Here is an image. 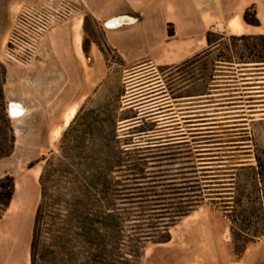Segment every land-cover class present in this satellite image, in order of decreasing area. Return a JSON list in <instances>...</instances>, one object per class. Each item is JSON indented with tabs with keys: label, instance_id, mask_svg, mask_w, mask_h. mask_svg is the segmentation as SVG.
I'll list each match as a JSON object with an SVG mask.
<instances>
[{
	"label": "rangeland",
	"instance_id": "1",
	"mask_svg": "<svg viewBox=\"0 0 264 264\" xmlns=\"http://www.w3.org/2000/svg\"><path fill=\"white\" fill-rule=\"evenodd\" d=\"M21 4L13 10L9 0H0V73L1 65L7 69L23 66L44 33L31 40L20 32L25 31L17 26L23 9L47 14L52 19L50 25L62 12V7L57 12L56 4L46 1L23 0ZM253 12L250 10L249 15L253 16ZM84 30L85 47L92 38L96 39L110 66L91 67V93L80 104L71 126L54 142L51 129L59 123V115L51 110L34 116L35 122L28 125L23 135L15 131V123L9 117L15 147L12 155L0 159V176L11 173L16 190L0 220V264H31V238L41 196L39 178L44 157H62L64 150L75 144H101L111 129H116L121 147L132 142L129 145L136 149L124 156L142 163L147 172L145 179L132 185L135 191L141 194L157 190L163 194L156 196V201L134 206L151 208L156 203L159 209L153 216L158 218H166L175 207L187 208L191 203L197 205L195 208L210 206L230 219L234 248L243 246L247 238L262 236L264 67L243 66L255 65L246 63L251 60L249 56L253 60L264 57V38L227 35L221 45L208 53L199 52L201 55L191 63L160 67L142 62L126 70L103 44L102 31L90 15L85 17ZM218 36L213 33L212 41ZM221 55L231 56L234 62L217 60ZM15 75L22 73L15 71ZM156 86L161 93L155 94ZM5 98L7 110L6 94ZM128 116L136 117L125 122ZM63 117L64 113L62 120ZM91 117H95L93 137L87 133ZM84 156L73 153L71 158ZM125 182L134 184L133 180ZM161 235L155 234L154 240ZM153 243L156 242L147 245Z\"/></svg>",
	"mask_w": 264,
	"mask_h": 264
},
{
	"label": "crops",
	"instance_id": "2",
	"mask_svg": "<svg viewBox=\"0 0 264 264\" xmlns=\"http://www.w3.org/2000/svg\"><path fill=\"white\" fill-rule=\"evenodd\" d=\"M20 1L9 0L10 9H18ZM45 1L56 4L57 12L62 7V12L23 66L9 67L6 73L8 100L19 101L27 110L21 126L12 118L15 131L23 128L24 133L35 122L34 116L50 110L59 115L53 132L63 122L61 115L90 95L91 67L109 68L110 60L96 39L85 47L87 15L102 31L103 44L126 70L142 62L160 67L179 64L201 51H212L227 35H236L228 23L237 15L243 17L246 10H253L261 25L246 23L245 35L264 33V0H39ZM125 14L134 20L116 28L107 26L109 18ZM170 24L173 36L168 32ZM209 32L217 33L218 39L210 43ZM15 71L22 75L16 77ZM230 230L226 215L199 206L170 227L169 241L147 245L141 264H264V234L237 255Z\"/></svg>",
	"mask_w": 264,
	"mask_h": 264
},
{
	"label": "trees",
	"instance_id": "3",
	"mask_svg": "<svg viewBox=\"0 0 264 264\" xmlns=\"http://www.w3.org/2000/svg\"><path fill=\"white\" fill-rule=\"evenodd\" d=\"M249 12L245 11L244 21L261 25L256 13L250 16ZM169 26V35L173 36L172 24ZM212 35L209 32L210 43L213 42ZM247 36L244 34L240 37ZM253 36L264 38V34ZM200 55L196 54L184 63H191ZM248 59L251 60L246 61L247 64L255 65L243 67H264V57L253 60L249 56ZM217 60L234 62L227 55H221ZM1 66L0 159L12 155L15 147L14 129L5 108L7 68ZM135 117L128 116L125 122L133 121ZM94 119L91 117L92 121L87 124V133L91 137L95 134ZM117 143L116 129H111L101 144L92 143L87 147L75 144L64 150L62 157H44L39 178L41 196L31 238V264H141L147 244L169 241L170 227L195 209L197 205L194 203L187 208L175 207L166 219L153 216L157 215L159 209L156 203L151 208L134 206L135 203L156 201L155 197L163 194L157 190L141 194L135 191L132 185H138L140 180L145 179L147 172L142 168V163L124 156L136 149L129 145L132 142L125 147ZM73 153H84L86 156L76 160L71 158ZM126 180H133L134 184ZM15 190V178L11 173L0 176V220L10 207ZM157 233L162 235L154 240ZM254 240L247 238L243 246H235V253L241 255Z\"/></svg>",
	"mask_w": 264,
	"mask_h": 264
},
{
	"label": "bare ground",
	"instance_id": "4",
	"mask_svg": "<svg viewBox=\"0 0 264 264\" xmlns=\"http://www.w3.org/2000/svg\"><path fill=\"white\" fill-rule=\"evenodd\" d=\"M134 20L133 17L130 15H119V16H113L112 18H109L106 22L107 26L110 28H116L118 26H121V24L125 21H132ZM229 29L236 35H243L246 34V22L244 21L243 17L241 15H237L235 18L231 19L228 23ZM79 39V38H78ZM79 103H74L64 114L63 122L62 124L58 125L51 134L52 141H57L61 135L63 134V131L71 124L72 120L75 118L78 110H79ZM8 114L11 118L15 119L18 126L22 125V119L25 116L27 110L26 108L17 100H11L8 102ZM205 124V123H202ZM205 128V127H203ZM18 132L21 134L23 133V128H18ZM243 146V145H242ZM243 147H246L244 145ZM247 148V147H246Z\"/></svg>",
	"mask_w": 264,
	"mask_h": 264
},
{
	"label": "built area",
	"instance_id": "5",
	"mask_svg": "<svg viewBox=\"0 0 264 264\" xmlns=\"http://www.w3.org/2000/svg\"><path fill=\"white\" fill-rule=\"evenodd\" d=\"M51 21L47 14L26 8L18 16L17 26L25 28V31L23 29L20 32L29 39L36 40L49 27Z\"/></svg>",
	"mask_w": 264,
	"mask_h": 264
},
{
	"label": "flooded vegetation",
	"instance_id": "6",
	"mask_svg": "<svg viewBox=\"0 0 264 264\" xmlns=\"http://www.w3.org/2000/svg\"><path fill=\"white\" fill-rule=\"evenodd\" d=\"M153 91L155 92V94H159V93H161L160 88H158L157 86L154 87Z\"/></svg>",
	"mask_w": 264,
	"mask_h": 264
},
{
	"label": "water",
	"instance_id": "7",
	"mask_svg": "<svg viewBox=\"0 0 264 264\" xmlns=\"http://www.w3.org/2000/svg\"><path fill=\"white\" fill-rule=\"evenodd\" d=\"M125 22H127V21H125Z\"/></svg>",
	"mask_w": 264,
	"mask_h": 264
}]
</instances>
